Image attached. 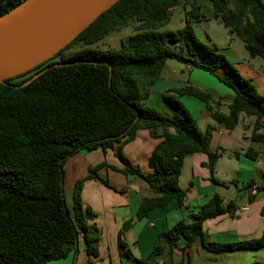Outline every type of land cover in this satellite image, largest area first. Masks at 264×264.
Wrapping results in <instances>:
<instances>
[{
	"label": "trees",
	"instance_id": "trees-1",
	"mask_svg": "<svg viewBox=\"0 0 264 264\" xmlns=\"http://www.w3.org/2000/svg\"><path fill=\"white\" fill-rule=\"evenodd\" d=\"M25 0H0V16ZM199 0H119L103 12L75 40L51 59L32 70L0 84V264H48L77 253L79 240L86 254L97 257L100 230L95 214L81 200L84 181L97 180L109 187L98 172L110 168L128 177L143 180L153 198H144L134 220L119 233L122 255L129 253L120 235L135 221L153 210L175 204L183 207L186 190L179 186L183 160L188 155L204 154L203 164L214 183V167L220 154L210 150L212 126L204 133L196 120L175 97H192L203 103L211 119L232 131L241 114L254 117L251 140L264 144V97L251 80L244 78L214 44H202L192 25L204 18ZM213 19L238 38L249 57L264 61V0H207ZM191 7L185 24L173 31L164 30L174 7ZM131 26L133 33L119 47H92L110 33ZM80 49L69 54L75 45ZM167 61H176L208 73L232 92L227 114L217 110L219 101L210 93L190 84L172 88L162 95L169 115L146 105L151 88L161 80ZM56 64H63L55 66ZM48 68L27 86H21ZM145 130L160 142L148 159V174H143L123 154V147ZM112 151L121 168L105 161L89 167L87 175L75 182L72 204L65 197V162L81 150ZM234 152L232 156L238 158ZM252 161L258 153L247 150ZM258 191V188L256 192ZM235 202L224 204L214 194L203 206L174 226L157 235L150 254L138 261L147 264L169 248L183 254L197 242L216 254L264 248L263 230L257 239L216 244L206 239L203 223L221 215L233 216ZM169 263V262H167ZM73 264H76L75 261ZM253 264H262L255 262Z\"/></svg>",
	"mask_w": 264,
	"mask_h": 264
},
{
	"label": "crops",
	"instance_id": "crops-1",
	"mask_svg": "<svg viewBox=\"0 0 264 264\" xmlns=\"http://www.w3.org/2000/svg\"><path fill=\"white\" fill-rule=\"evenodd\" d=\"M199 1L206 3V7L211 11V18H213L211 4L207 0ZM225 50L231 55L232 63L238 72L244 78L251 80L257 92L264 97V61L251 58L248 54H243L238 48L232 46ZM185 69L189 72V78L186 81L178 82L177 74H183L182 68L168 66L166 63L161 79L167 77L172 80L171 82H175L177 85H174V88L190 84L210 93L215 101L221 103L220 106H217V110L222 114H227V107L233 99L232 92L213 78L209 79L204 74L196 72L194 74V70L197 69L186 65ZM177 98L189 101L193 106L195 110L192 112L201 133H204L208 126L213 128L210 150L220 154L213 173V178L217 183L211 180L209 171L203 167V164L207 163L206 155L196 153L186 156L179 178V186L186 190L183 207L172 204L163 209L153 210L146 218L135 221L132 226L124 230L120 239L125 244V250L129 253L124 256L118 244L119 233L126 222L134 220L141 201L144 198H153L154 195L143 180L134 177L126 178L110 168L102 169L98 174L100 178L108 182L109 187L97 180H87L84 181L81 191L82 203L95 214L94 224L100 230L97 257L86 254L84 242L80 239L75 256L70 254L63 260L51 261L48 264H73L74 261L76 264H138L139 260L150 254L160 232L170 229L185 218L189 211L203 206L214 194H218L224 204L235 202L238 209L233 216L225 214L203 223V231L208 241L216 244H228L257 239L261 236L263 224L260 211L264 206V144L252 141L250 138L254 117L241 114L235 129L228 131L211 119L210 112L203 103L191 100L194 99L192 97ZM163 112L168 115L170 113L167 107ZM199 121L203 122L204 129L200 128ZM159 142L160 140L151 138L147 131L141 130L137 133L135 140L123 147V153L133 164L141 167L143 174H148L151 172L148 168V159ZM249 149L258 153L259 156L256 160L252 161L244 156V153ZM81 151H85L89 156H92L89 154L92 152H99L100 155L98 159H91L95 165H87V168L86 161L83 160L86 171L83 174L75 175L76 165L78 166L81 160L77 161L76 156ZM81 151L68 159L72 183L69 196L65 194V197L69 207L72 204L71 198L75 182L87 175L89 167H94L105 161L110 166L121 168L112 151H107L105 154L99 149L91 152ZM234 152L240 154L238 158L232 156ZM67 161L64 165L65 181ZM252 189H255L254 194L251 192ZM255 262L264 264V248L216 254L197 242L186 254L175 249L170 257L169 248L166 247L161 254L147 264H253Z\"/></svg>",
	"mask_w": 264,
	"mask_h": 264
},
{
	"label": "water",
	"instance_id": "water-1",
	"mask_svg": "<svg viewBox=\"0 0 264 264\" xmlns=\"http://www.w3.org/2000/svg\"><path fill=\"white\" fill-rule=\"evenodd\" d=\"M118 1L25 0L0 16V84L51 59Z\"/></svg>",
	"mask_w": 264,
	"mask_h": 264
},
{
	"label": "rangeland",
	"instance_id": "rangeland-1",
	"mask_svg": "<svg viewBox=\"0 0 264 264\" xmlns=\"http://www.w3.org/2000/svg\"><path fill=\"white\" fill-rule=\"evenodd\" d=\"M204 1H198L197 2V6L200 8L199 12L201 15L204 16L203 19H201V21L199 23L193 24V30H194V35L196 37V39L202 43V44H214L219 48V53L222 54L226 60L232 64L234 66V64L232 63V60L230 58V54L228 51L225 50V48L227 47H235L238 48L243 54H247L246 51H244L243 48V44L241 43V41L234 37V36H229L227 29H225L222 24L211 18V11L209 10V8L206 7V3H203ZM207 2V1H205ZM191 7H186L185 10L183 9L182 6H177L174 7L171 10V19L169 24L164 28V30L167 31H173L175 32L176 30L182 28L185 24V13L186 11H190ZM133 33L132 31V27L129 26L127 28H124L120 31H115L110 33L107 37H105L103 40H101L100 42H98L97 44L93 45L92 47L94 48H99V49H109V48H117L120 45L121 40H125L126 38H128L131 34ZM231 38V39H230ZM81 45H75L72 49H70L69 51H66L65 54H69L74 50H78L80 49ZM168 66H180L182 68L183 74L178 73L177 74V81H186L189 78V72L186 71L185 69V65H180V63L176 62V61H167ZM234 68L236 69V67L234 66ZM168 71V70H167ZM195 72L197 74H204L205 76H207V78L209 79H215L213 76L209 75L206 72L200 71V70H194V74ZM163 78V76L161 77ZM172 80H169L167 77L162 80H160L159 82H157L155 84L154 87L151 88L150 90V95H149V99L146 103L147 106L156 109L162 113H164L163 111L166 109V106L164 105V102L162 100V95L166 94L167 90L174 88V85H177L175 82H171ZM191 114V116L195 119V116L193 114L192 111H194L195 109L193 108V106L190 105L189 101H182L181 99L175 97ZM194 100L195 102H198L195 99H191ZM200 103V102H199ZM196 120V119H195ZM199 126L201 129H204V124L202 121H199ZM92 156H89L88 153H85V151H81L77 156H76V160L78 161L80 160V163H78V166L76 165V174L81 173L83 174L87 168V165L89 166H93L95 165L93 160V158H99L100 153L98 152H92L89 153ZM124 154V153H123ZM125 156V154H124ZM110 160V158H108ZM86 161L85 165L86 168L84 169V161ZM82 161V162H81ZM67 168H66V172H67V178L65 181V194L66 196H69V192H70V186H71V181H70V172H69V160L67 161L66 164ZM140 167V166H139ZM141 169V167H140ZM104 177V176H103ZM80 179V178H79ZM73 181V180H72Z\"/></svg>",
	"mask_w": 264,
	"mask_h": 264
},
{
	"label": "built area",
	"instance_id": "built-area-1",
	"mask_svg": "<svg viewBox=\"0 0 264 264\" xmlns=\"http://www.w3.org/2000/svg\"><path fill=\"white\" fill-rule=\"evenodd\" d=\"M251 192L254 194L255 193V189H252Z\"/></svg>",
	"mask_w": 264,
	"mask_h": 264
}]
</instances>
